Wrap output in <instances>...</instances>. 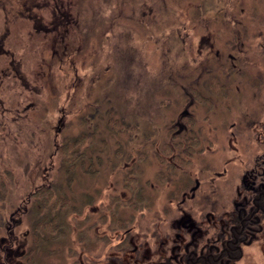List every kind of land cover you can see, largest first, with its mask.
I'll list each match as a JSON object with an SVG mask.
<instances>
[{
  "label": "rangeland",
  "instance_id": "rangeland-1",
  "mask_svg": "<svg viewBox=\"0 0 264 264\" xmlns=\"http://www.w3.org/2000/svg\"><path fill=\"white\" fill-rule=\"evenodd\" d=\"M5 34L22 76L0 77V237L9 227L17 244L14 259L8 256L11 264H23L22 255L33 246L32 205L29 213L15 214L16 225L10 212L27 205L30 192L59 173L57 147L66 136L95 130L87 152L99 154L102 164L95 174L88 171L90 161L78 164L69 195L82 215L67 216V235L35 253L34 264H74L82 244L78 230L95 232L93 206L100 216L110 194L127 192L122 173L138 158L144 133L152 136L148 148L174 131L185 134L183 113L193 112L194 127L206 141L203 154L215 168L231 158L234 134H243V141L255 135L250 120L256 90L264 89L258 45L264 0H0V37ZM213 74L226 84L227 96L203 85ZM192 87L199 93L195 100ZM201 93L214 102L203 103ZM109 117L135 125L132 140L111 132ZM100 139L106 144L100 146ZM118 145L127 155L113 167ZM159 167L157 158L144 162V180L154 184ZM160 187L150 189L156 205L167 194L168 187ZM100 226L105 232V224Z\"/></svg>",
  "mask_w": 264,
  "mask_h": 264
},
{
  "label": "flooded vegetation",
  "instance_id": "flooded-vegetation-1",
  "mask_svg": "<svg viewBox=\"0 0 264 264\" xmlns=\"http://www.w3.org/2000/svg\"><path fill=\"white\" fill-rule=\"evenodd\" d=\"M260 36L258 45L262 54L259 53L264 56V36ZM7 37L8 34L0 37V60L2 56L6 57V65L0 67V77L8 74L17 81L22 76L14 66V52L4 45ZM213 78L221 82L214 74ZM213 78L203 85L213 94L227 96L225 83H221L223 87L219 90L213 85L212 88L208 87ZM192 91L193 87L189 91L193 96ZM195 91L198 92L197 89ZM201 96L214 102L204 93ZM255 98L257 101L250 120V131L255 134L254 138L248 136L245 138L247 142L243 141V134L242 137L234 134L231 158H224V162L216 168L207 164L203 147L201 152L193 156L189 165L191 167L185 170L184 176H169V179L161 181L157 175L165 169L166 164L154 151H159L163 142L156 144L155 140L150 141L152 145L148 148L146 143L152 136L144 133L145 144L139 150L147 151L152 147L149 158H157L160 163L154 173V184L149 179L144 180L141 167L137 176L140 183L138 189L147 194L148 200L141 202L137 208L120 205L118 215L126 219L121 225L113 222L109 216L113 208L106 209V217L103 218L98 215V207L93 206L95 219L90 222V230L95 231L98 222L105 224L106 230L100 234L103 237L101 239L96 238L98 234L95 232L88 235L87 231L80 230L78 241L82 244L74 252V264H264V89H257ZM27 108L29 103L23 110ZM183 114L182 118L188 116L196 123L193 112ZM61 122L64 124L65 120L60 118L58 129H62ZM183 124V131L188 134L191 127L184 120ZM177 138H184V133L174 131L168 140L177 141ZM201 138L204 145L206 141ZM173 151L171 157L176 155V146ZM156 183L160 188L168 187L159 205H156V198L150 194V189ZM122 186L126 193H112L107 200L112 195L131 197V187L125 186L123 181ZM17 212V207L10 212L11 224L16 225ZM88 219L90 221L91 217ZM7 228L8 238L7 235L0 237V247L5 252L1 258L2 264H11L8 256L12 257V261L17 249V244L16 248L13 247V235ZM98 243L105 245V249L98 248ZM32 247L27 248L22 255L23 264H34L35 260H31Z\"/></svg>",
  "mask_w": 264,
  "mask_h": 264
},
{
  "label": "trees",
  "instance_id": "trees-1",
  "mask_svg": "<svg viewBox=\"0 0 264 264\" xmlns=\"http://www.w3.org/2000/svg\"><path fill=\"white\" fill-rule=\"evenodd\" d=\"M211 85L215 86L217 90L223 87L221 83L214 78L209 81L208 87L212 88ZM192 94V97L195 100L199 93L195 95L192 91ZM198 98L201 99L203 103L209 102L208 97H201L199 95ZM183 120L189 124L188 127H191L190 132L188 134H184V138H177V141L171 142L168 140L167 142H163L160 150L154 151L157 157L161 158L166 164L165 169L160 171L157 175L161 181L169 179V176L171 178L174 176H184L185 170L189 168L193 156L203 150L201 143L202 138L199 134V130L194 127V120L188 116H184ZM106 126L111 132L115 131L117 133H125L128 140H132L134 132L137 129L135 125H130L129 122L116 117H109L106 121ZM95 133V130L88 132L81 131L73 137L66 136L64 143L57 147V152L62 154V158L58 166L59 173H55L51 183L45 182L34 191L30 192L26 200L27 205L17 208L18 211L21 210L29 213L28 204L31 203L32 205L30 211L33 213V217H31L33 241V256H31V260L33 261L35 260V253L39 252L40 249L48 250L53 241L61 239L67 235L69 228V225L65 220L67 219V216L71 213H76L78 215L81 213L79 206L73 202L72 197L69 195V188L75 181L76 170L78 169L79 163L84 164L85 161L88 160L90 161L88 171L90 170L93 174L99 171V166L102 164L100 159L101 156L99 154H95V152H92L93 154L87 152L88 147L94 142ZM97 143L102 146L106 144V141L104 139H100ZM174 146L177 147V152L175 156L171 157L174 152ZM151 152L152 147L149 150L147 149V151L139 150L137 155L138 158L133 161L134 164L132 167L122 173V181L125 186L131 187L132 196L125 198L121 195H112L103 205V207L108 210L109 208H113L109 211V216L111 220L118 225H121L126 221V219L118 215L117 210L120 205H129L133 208H137L140 206L141 202L148 200L147 194L142 192L143 190L139 191L138 189L140 183H138L137 176L139 174V170L141 169V165L144 162L149 161ZM126 153L127 151L124 147L122 145H118L113 154L111 162L112 166L115 167L118 164L117 159L124 157L127 155ZM127 159H130L129 155ZM96 163L97 166H95ZM99 217L105 218L106 214L102 213ZM86 219H88V217ZM100 224L102 223L98 222L95 227V232L98 234L96 237L97 239L103 238L100 236V233H103L101 231L102 229ZM80 230L81 229L78 230V235L79 232L81 233L82 231Z\"/></svg>",
  "mask_w": 264,
  "mask_h": 264
}]
</instances>
